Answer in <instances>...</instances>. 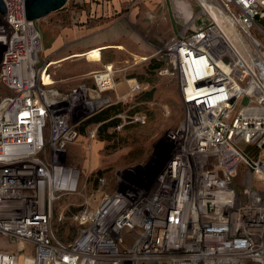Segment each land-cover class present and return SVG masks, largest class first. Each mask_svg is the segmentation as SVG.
<instances>
[{
    "label": "built area",
    "instance_id": "obj_1",
    "mask_svg": "<svg viewBox=\"0 0 264 264\" xmlns=\"http://www.w3.org/2000/svg\"><path fill=\"white\" fill-rule=\"evenodd\" d=\"M4 1L0 235L35 254L0 251V264H264V0H197L209 23L158 51L170 65L159 72L176 76L182 119L160 157L120 173L96 210L74 214L71 241L53 225L55 202L80 187L68 144L103 107L115 71H94L93 87H44L37 21L25 0ZM129 87L141 89L136 79Z\"/></svg>",
    "mask_w": 264,
    "mask_h": 264
},
{
    "label": "rangeland",
    "instance_id": "obj_2",
    "mask_svg": "<svg viewBox=\"0 0 264 264\" xmlns=\"http://www.w3.org/2000/svg\"><path fill=\"white\" fill-rule=\"evenodd\" d=\"M201 8L197 0H68L63 9L36 20L43 41L41 84L46 88H52L55 76L59 77L46 64L58 58V53L66 46L69 51L84 47L91 37L118 38L131 52L146 58L140 62L128 50H121L118 52L124 57L107 64L115 71V87L102 93V99H105L103 107L96 108L90 119L110 105L120 103L122 111L118 116L122 121L119 126L108 129V132L115 133L114 143L111 142L108 148L109 142L99 136L100 125L87 120L77 139L68 144L66 161L81 171V177L78 191L62 194L54 204L53 225L61 239L71 241L75 238L80 224L74 219V214L86 206L96 210L103 194L118 187L120 173L127 175L130 167L146 168L160 157L167 133L179 124L184 109L176 76L171 71L162 74L160 67L151 68L149 65L159 61L161 67H170L158 54L159 49L181 31H192L207 25L209 18L203 15ZM54 47H58L57 51L51 52ZM107 59L104 55L103 61ZM100 61L91 55L71 64L86 71ZM61 71L64 77L77 73L71 68H62ZM133 79L140 83L139 91L128 87L129 80ZM74 80H67L59 86L60 90L70 91L81 83ZM120 80L123 82L119 83L121 85L118 84ZM85 83L94 86L92 74ZM149 92L150 95L146 94ZM10 93L0 82V100ZM95 129L97 132L93 136L91 131ZM242 168L241 165L233 174L237 183L242 181ZM102 178L107 179L103 186L100 185ZM19 248L0 235V251L13 249L22 258L25 254L33 258V248L27 251H20Z\"/></svg>",
    "mask_w": 264,
    "mask_h": 264
},
{
    "label": "crops",
    "instance_id": "obj_3",
    "mask_svg": "<svg viewBox=\"0 0 264 264\" xmlns=\"http://www.w3.org/2000/svg\"><path fill=\"white\" fill-rule=\"evenodd\" d=\"M132 46L136 48V46H134V45H132ZM57 48L54 47V50H50V51L51 52L57 51ZM67 48H68V46H66V49L62 50L61 53H58L59 54L58 58L52 59L50 62H48L46 64L47 66L50 65V67L53 69V72H52L53 74L56 75L58 73V75H59V77L55 76V81L53 82L54 85L51 86L52 88L57 87L60 89L61 87H59V86L66 83L67 80H70V79H76V80H74L75 82L77 80L79 82H86V80L89 78V75L92 74L94 71L101 70L102 66L104 67V65L110 64L111 62L115 63V60H113V59H117L120 56L124 57V55H122L118 52L121 50H128L130 52V54L138 57L139 58L138 61H140V62L144 61L146 59L144 56H140V55L135 54L134 52H131L129 50L130 48L128 49L127 47H125V45L123 43H121V41H119L118 38L114 39L113 37H99V38L95 37L94 39H92V37H91V39H89L87 42H85L84 47L81 46L79 48H76L75 50L72 49L71 51H69ZM70 48H73V47H70ZM91 55L100 59L101 61H100V63L93 64L86 71L78 69V67L76 65L71 64L73 61L82 60V59L90 57ZM104 55H106V57L108 58L105 62L103 61ZM51 62H53L52 65H51ZM62 68H66V69L71 68L73 70L76 69L77 73L72 77L71 76H67V77L65 76L64 77L61 74ZM55 83H56V85H55ZM119 83H123V82H121V80H120L118 82V84ZM119 85H121V84H119ZM91 123H95V122H91ZM96 124L101 125V122L96 123ZM81 131H82V127L80 128V133H81ZM13 246H16V245H13ZM8 251L14 252L13 249L8 250Z\"/></svg>",
    "mask_w": 264,
    "mask_h": 264
},
{
    "label": "trees",
    "instance_id": "obj_4",
    "mask_svg": "<svg viewBox=\"0 0 264 264\" xmlns=\"http://www.w3.org/2000/svg\"><path fill=\"white\" fill-rule=\"evenodd\" d=\"M151 68H159L162 66V63L159 61H154V63H150ZM146 94H151L146 93ZM122 111L120 107V103L112 104L109 107L101 110L97 114H95L91 119L89 118V122L100 123L99 127V136L102 140H106L109 142L108 148L111 146V142L114 143L113 137L115 135L114 132H108L110 127H117L120 125L122 119L118 116Z\"/></svg>",
    "mask_w": 264,
    "mask_h": 264
},
{
    "label": "water",
    "instance_id": "obj_5",
    "mask_svg": "<svg viewBox=\"0 0 264 264\" xmlns=\"http://www.w3.org/2000/svg\"><path fill=\"white\" fill-rule=\"evenodd\" d=\"M67 3L68 0H25L26 17L30 20H39L63 9ZM0 11L4 14L7 11L4 0H0Z\"/></svg>",
    "mask_w": 264,
    "mask_h": 264
},
{
    "label": "bare ground",
    "instance_id": "obj_6",
    "mask_svg": "<svg viewBox=\"0 0 264 264\" xmlns=\"http://www.w3.org/2000/svg\"><path fill=\"white\" fill-rule=\"evenodd\" d=\"M229 29H230L231 32H233V28H232V27H229ZM114 87H115V85H114ZM128 87H129V86H128Z\"/></svg>",
    "mask_w": 264,
    "mask_h": 264
}]
</instances>
